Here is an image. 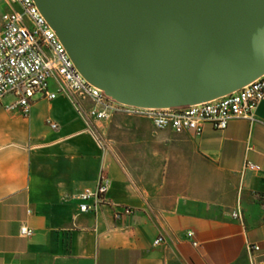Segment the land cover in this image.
Listing matches in <instances>:
<instances>
[{"label": "crops", "instance_id": "obj_1", "mask_svg": "<svg viewBox=\"0 0 264 264\" xmlns=\"http://www.w3.org/2000/svg\"><path fill=\"white\" fill-rule=\"evenodd\" d=\"M4 97L0 264H264V101L253 120L206 123L201 135L117 113L102 149L66 98H35L23 116ZM101 172L112 205L80 213L78 194ZM119 206L132 212L115 217Z\"/></svg>", "mask_w": 264, "mask_h": 264}, {"label": "water", "instance_id": "obj_2", "mask_svg": "<svg viewBox=\"0 0 264 264\" xmlns=\"http://www.w3.org/2000/svg\"><path fill=\"white\" fill-rule=\"evenodd\" d=\"M77 70L119 103L199 104L264 74V0H34Z\"/></svg>", "mask_w": 264, "mask_h": 264}, {"label": "built area", "instance_id": "obj_3", "mask_svg": "<svg viewBox=\"0 0 264 264\" xmlns=\"http://www.w3.org/2000/svg\"><path fill=\"white\" fill-rule=\"evenodd\" d=\"M10 8L1 14L0 29V98L13 94L15 100L8 108H17L28 116L33 102L39 98L54 100L66 98L85 123L86 131L97 145L107 148L103 125L114 114L141 116L152 121L158 129L169 128L175 133L191 132L201 135L204 124L224 130L234 118L254 119V111L264 101V74L231 94L199 104L169 108H141L125 105L107 96L90 84L77 70L55 31L40 13L34 0H7ZM59 129V124L47 120ZM245 169L258 171L261 167L248 162ZM110 179L101 172L95 188L78 194L80 213L98 212L102 206L112 205L107 197ZM264 203V196L262 197ZM129 206L115 208V217L129 214ZM240 218V211L232 213ZM20 233L30 236L33 229L22 225ZM189 237L193 236L188 231ZM163 240L157 237L154 243ZM194 245L198 243L193 242ZM247 251H258L260 245L248 243Z\"/></svg>", "mask_w": 264, "mask_h": 264}, {"label": "rangeland", "instance_id": "obj_4", "mask_svg": "<svg viewBox=\"0 0 264 264\" xmlns=\"http://www.w3.org/2000/svg\"><path fill=\"white\" fill-rule=\"evenodd\" d=\"M10 8V5L8 3L7 0H0V29H1V14L3 11L7 10ZM36 98H38V96H36ZM15 100V96L13 94H8L4 97V101L7 102V103H12L13 101ZM127 117H140L142 118L141 116H129V115H126Z\"/></svg>", "mask_w": 264, "mask_h": 264}]
</instances>
